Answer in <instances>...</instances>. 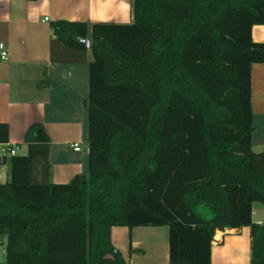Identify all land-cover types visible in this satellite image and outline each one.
Masks as SVG:
<instances>
[{
	"label": "trees",
	"instance_id": "1",
	"mask_svg": "<svg viewBox=\"0 0 264 264\" xmlns=\"http://www.w3.org/2000/svg\"><path fill=\"white\" fill-rule=\"evenodd\" d=\"M129 23L59 18L61 43L92 51L88 172L52 180L41 122L0 182L5 264H130L114 225L169 228L170 264H210L216 230L249 226L264 264V148L253 149L251 66L264 62V0H133ZM89 39V45L82 42ZM55 60V57H54ZM0 121V144L9 142Z\"/></svg>",
	"mask_w": 264,
	"mask_h": 264
},
{
	"label": "crops",
	"instance_id": "2",
	"mask_svg": "<svg viewBox=\"0 0 264 264\" xmlns=\"http://www.w3.org/2000/svg\"><path fill=\"white\" fill-rule=\"evenodd\" d=\"M132 1L0 0V43L7 50L6 58L0 56V121L9 123L8 144L17 153L21 148L27 152L24 136L29 125H44L51 140L52 180L56 183L69 182L85 170L89 116L84 101L89 94L93 55L89 49L86 59L78 60L80 52L61 43L52 53L51 22L65 18L129 23L134 18ZM252 38L264 42V24L252 27ZM251 99L253 149L260 152L264 148V62L252 63ZM74 142L83 147L75 149ZM9 167L7 161L0 163L1 179L8 176ZM257 204L253 205V220L262 222L264 207ZM257 214L259 218H255ZM167 227L114 225L111 240L130 264H170ZM250 259L249 226L216 230L210 264H250Z\"/></svg>",
	"mask_w": 264,
	"mask_h": 264
},
{
	"label": "built area",
	"instance_id": "3",
	"mask_svg": "<svg viewBox=\"0 0 264 264\" xmlns=\"http://www.w3.org/2000/svg\"><path fill=\"white\" fill-rule=\"evenodd\" d=\"M46 19H48V17H45ZM0 56L1 58H6L7 57V50H6V45L5 43L1 42L0 43ZM73 146L75 149H79L80 145L78 142H74ZM17 153V148L15 146L9 145L8 143L6 144H2V148H1V153H0V163L3 161V157L4 156H11ZM3 177V175L0 173V179ZM6 243L7 240L6 239H0V253H5L7 251V247H6Z\"/></svg>",
	"mask_w": 264,
	"mask_h": 264
},
{
	"label": "rangeland",
	"instance_id": "4",
	"mask_svg": "<svg viewBox=\"0 0 264 264\" xmlns=\"http://www.w3.org/2000/svg\"><path fill=\"white\" fill-rule=\"evenodd\" d=\"M85 134H86V138H87V127H86ZM80 146L83 147V145H80ZM0 153H1V146H0ZM18 153H20V154L24 153V148H21V149L18 151ZM86 160H87V162H86V165H85L84 173L88 172V157H86ZM7 177H8V176H5V178L1 179L0 182H4V181L7 179ZM257 205H259V206H261V207H264V204H262V203H260V202H258ZM259 217H260L259 214H257V215L255 216V218H259ZM166 229H168V227H167ZM4 258H5V253H2V252H1V253H0V260H3Z\"/></svg>",
	"mask_w": 264,
	"mask_h": 264
},
{
	"label": "water",
	"instance_id": "5",
	"mask_svg": "<svg viewBox=\"0 0 264 264\" xmlns=\"http://www.w3.org/2000/svg\"><path fill=\"white\" fill-rule=\"evenodd\" d=\"M82 42H84V43H86L87 45H89V39L87 38V39H84V40H82Z\"/></svg>",
	"mask_w": 264,
	"mask_h": 264
}]
</instances>
